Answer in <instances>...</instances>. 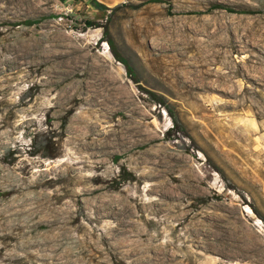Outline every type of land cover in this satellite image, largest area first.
Listing matches in <instances>:
<instances>
[{
    "label": "rangeland",
    "instance_id": "obj_1",
    "mask_svg": "<svg viewBox=\"0 0 264 264\" xmlns=\"http://www.w3.org/2000/svg\"><path fill=\"white\" fill-rule=\"evenodd\" d=\"M263 110L264 0H0V264H264Z\"/></svg>",
    "mask_w": 264,
    "mask_h": 264
},
{
    "label": "bare ground",
    "instance_id": "obj_2",
    "mask_svg": "<svg viewBox=\"0 0 264 264\" xmlns=\"http://www.w3.org/2000/svg\"><path fill=\"white\" fill-rule=\"evenodd\" d=\"M207 61V60H206ZM202 62V61H201ZM202 63H205V62H202ZM202 63H199V67L201 66V65H203ZM222 78L224 79V78H228V76L227 75H223L222 76ZM260 114L261 115H263L264 114V110H263V112H260ZM242 127V126H241ZM238 128V127H237ZM260 130V131H262L261 129H262V127L261 126H259V127H257V130ZM241 131H240V133H239V136H242L243 138H249V136H248V134H250V135H252V136H257V134L258 133H256V132H254V131H252V130H249L248 131V129H247V131H246V129L245 128H241L240 129ZM239 138H241V137H239ZM256 140H254L255 141V143H258L259 141L261 142V140L262 139H264V138H260V137H257V138H255ZM81 145V147L82 148H84V147H86V148H90V146H91V142H87V143H83V144H80ZM253 152H255V151H253ZM256 153V152H255ZM257 155H258V157H262V155L261 154H259V153H256ZM264 157V156H263ZM82 164V162H76L74 165L77 167L78 165H81ZM75 166H73V169L74 170H80V168H76ZM259 166V165H258ZM257 166V167H258ZM261 168V167H260ZM93 180H97L98 179V177L97 176H93V178H92ZM151 209V208H150ZM246 212H248V213H251V210H250V208H246V210H245ZM150 212V214H154V213H157V215L160 213V210H158L157 212H156V209L155 210H150L149 211ZM172 218V217H171ZM165 219H166V217H165ZM167 220V219H166ZM141 230V229H140ZM144 230L143 231H139V232H137V234H138V237H137V239L136 240H129V245L130 246H138V245H140L141 244V238L144 236ZM154 239V237H149L148 239H146L147 241H151V240H153ZM139 248V247H138ZM135 249H132V250H130V253H133V251H134ZM140 259H142L141 257H140Z\"/></svg>",
    "mask_w": 264,
    "mask_h": 264
},
{
    "label": "trees",
    "instance_id": "obj_3",
    "mask_svg": "<svg viewBox=\"0 0 264 264\" xmlns=\"http://www.w3.org/2000/svg\"><path fill=\"white\" fill-rule=\"evenodd\" d=\"M108 43H109L110 47L113 46L110 42H108ZM113 55H114V58L117 60V62H119V63H121L122 65H124V66L126 67L127 71L131 74V70H130V68L128 67L126 61L123 60L122 58H120V57L117 55V53H115V52L113 53Z\"/></svg>",
    "mask_w": 264,
    "mask_h": 264
}]
</instances>
